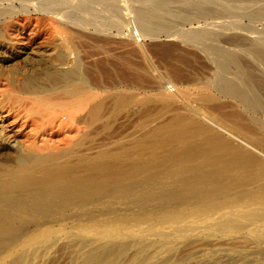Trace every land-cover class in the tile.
<instances>
[{
  "label": "rangeland",
  "instance_id": "obj_1",
  "mask_svg": "<svg viewBox=\"0 0 264 264\" xmlns=\"http://www.w3.org/2000/svg\"><path fill=\"white\" fill-rule=\"evenodd\" d=\"M80 1L82 0H0V11L4 10L3 12H5V14L2 15L3 17L0 16V93H5L2 97H4V99L6 100L7 105H10L14 108L13 110L16 113V116H13L12 112H10V110L6 108V106L4 108L2 107L3 109H0V111L1 113L3 111L6 112H3L2 114L6 115L7 120L12 124L14 129L13 131H17V138L21 143L20 145H24L23 148H27L29 146L34 148H41L40 146H43L45 148L47 147L48 149H52V151H58L62 153L64 152L63 148L68 147L69 151L71 150L72 152H74L72 156H66L69 159V167L72 166L76 170H79L80 167L85 169L83 171L75 173V177L73 179L77 177L82 178V175L85 177L87 173L92 172L91 174L94 173L93 175L97 177V179L101 182L102 180L104 182V179L105 182H109L110 179L113 178L114 174H118L119 172L121 173L123 172V170L124 174L130 179V181L135 178L138 179V175L140 174L141 170L142 174L140 175H145L142 176L141 179L142 181H145L147 174L149 176L150 171L153 173L155 171V169L153 168L158 165L159 168L161 167L164 170L163 171L161 169V171H159L160 169L156 167L158 168L157 171L161 173L171 170L173 167V170H181L176 174H195L196 172H199L200 169L210 167L206 163H208V161L213 157L216 158V156H218L217 158L228 159L230 156H235L236 153L240 158L245 157L244 159L246 161V165L249 163H258L264 173V133L260 131V126L264 127V114H262V112L264 113V108L257 102L255 104V106L257 107L253 110H250L239 100H236V98L224 96L223 94L218 92L216 86H213L216 84L218 78H223L224 76V78L233 80L236 85L240 84L238 85V87L242 86L240 89H242V91H244L246 95L248 94V97H253V93L250 94V92H253L251 87L248 86L247 82L237 71V68L234 65L232 66V68L231 65L224 64L222 60L223 58L219 55V53H215V48L220 50H223L225 48L235 49L238 50L240 54L246 55L248 58L242 59L243 61H241L240 59V63H245L243 64L245 66L249 63H252V66L254 67L249 66L251 64L247 66L251 67V70L254 69L252 74L255 75V78L257 77L256 73L254 72L256 71V69H261V71H264V66H262L263 64L260 62L262 64L261 65L259 61H256L253 57H251L253 46L251 41L249 42L248 39V37L250 36L253 39H256L261 44L263 43L264 45V11L261 10V8L264 7V0H200V3H197L198 0H84L83 6L86 5L84 8L82 5H80ZM85 2L87 4H85ZM81 6L84 10L80 9ZM197 6L201 8L203 7L205 8V10L208 9V14L207 12L205 14H201V11L199 13L198 11L201 8H197ZM150 8L154 9L156 14H158V19L165 21V25L158 26L155 31L156 33H153V36H151V34L149 36H143L138 28V22L134 18V12L138 10L145 11ZM165 9L167 10L165 11ZM256 11H260L261 13L256 15ZM241 14H243V16ZM93 20L95 21V23ZM124 44H126V46ZM134 44H136L137 46ZM209 47H211L214 52H212ZM250 48L251 51L249 50ZM249 52H251V54H248ZM213 57L215 58L213 59ZM244 60L248 62L246 63ZM252 61L257 63V67ZM222 63L224 66L222 65ZM217 65L222 67L218 68ZM217 74L221 77L217 76ZM29 81H31L32 84L29 83ZM26 83L31 84V88L32 90H34L33 94L30 92H25L24 89ZM68 86L76 88L79 95L89 97V103L86 109L77 107V105H69V103H71V99H74L75 97H72L66 93V88ZM9 93H13V95L19 94L22 96V98L29 97L30 100L32 98H35L36 94L46 95L51 99V102H63L62 105L68 104V108L73 107V109L71 112H61L59 120H61L62 123L60 124V126H58V129L54 128L52 131H50L51 128L49 122L51 119H49L48 112H45L44 110H35V113L31 112V115H29L30 113L24 112V107H26V110L34 107V105L27 107L28 103L32 105V102H30L29 99H27V104L26 102H23L24 104H21L20 101H13L8 97L7 94ZM26 94L29 96H27ZM261 95L258 94L259 98L264 101V95ZM118 96H122L125 100L124 104L121 106H115L116 102L114 101ZM207 97L210 98L208 99ZM96 103L101 104V110L98 119L95 121L83 119L85 111L87 110L89 105L91 106ZM218 103L220 106L218 105ZM196 104L198 105L195 108ZM181 105H183V107ZM195 109H199L197 111H200L201 113H198ZM211 110L213 111L211 112ZM42 111L45 113H42ZM189 111L193 113L196 112L194 113L197 114V116L195 115L196 117H198V115L200 114L201 115L199 117H203L202 113H205L204 117L207 120L209 119V116H214L215 120L214 118V121L212 119H209V124H207L205 121L203 122L201 118H195L194 114H191ZM234 111H236V113ZM182 112H184V114ZM237 114L240 118H238L239 121L238 119H235L237 118ZM233 115L236 116L233 117ZM243 117L246 120H244ZM177 120H179V122H177ZM211 121H213L214 126L213 124L211 125ZM246 121L249 122L247 123ZM171 122L172 125L170 124ZM215 122L219 125H217L218 128H216ZM203 123L204 125H202ZM162 124L164 125L163 130H161V126H163ZM232 125L233 127H231ZM212 126L214 127V129ZM239 126L242 128V130L241 128H239ZM252 126L254 128L255 126L256 128L258 127V130L262 133V142H259L261 136L260 138H257L259 137L257 135H261V133H258L257 135L252 134V132L257 133V129L255 128L256 130L253 131ZM176 128H178L179 130ZM195 128L198 129V131ZM46 130L49 131L47 132ZM160 130L161 132H159ZM210 130L213 134L211 136L208 132ZM249 130L250 132H252L250 133ZM168 131L170 133L172 132L174 135L171 133V136H169L170 133ZM224 131L227 133L225 134ZM142 132H145V134ZM43 133H45L44 135H46L47 138H44L41 135ZM142 134H144L145 136H141ZM204 134L205 136H201ZM146 135L148 137V140ZM230 135L232 136V138ZM219 136L222 137L219 138ZM215 137H217L218 139ZM223 137L224 139H222ZM233 137L238 139L234 140ZM179 138L181 139L180 141ZM169 140L171 142H169ZM222 140L227 141L222 143ZM207 141H209L211 145H209V142ZM107 142L109 143L106 144ZM110 142L112 143V145ZM125 142L127 144L130 143L131 145L128 144L129 147H126L124 145L126 144ZM167 142H169L170 145L167 144ZM186 142L188 144L191 143L193 146V149L190 151H193L200 157H198V155L196 156L193 152L190 154L189 151L188 153L181 149L182 143ZM230 142H232V144H230ZM140 143H142L143 146ZM146 143H149V145ZM219 143L221 144V146L219 145ZM233 143H235L236 146H234ZM104 144L105 146H102ZM122 144L123 146H121ZM133 144H135V147ZM173 144L175 145L172 146ZM195 144H199L198 146L201 147L199 148L198 146H196L197 148H194ZM222 144H225L224 146L227 148H225ZM145 145H148V147L146 148ZM124 146L125 148H123ZM137 146L140 147V150H137L139 149V147ZM218 146L222 150L218 148ZM169 147H171V149ZM114 148L121 149L114 150ZM205 148H207V150H205ZM217 148L219 150H217ZM112 149L114 152L112 151ZM145 149L147 152L143 154V150L145 151ZM163 149H165L166 152ZM198 149L200 151H198ZM202 149L206 151L204 153L205 155L201 154L203 153ZM243 149H245V151ZM121 150L123 151V153ZM152 150L155 152L153 153ZM182 150L184 156L180 157V154L182 155ZM194 150H197L198 153H196L197 151L195 152ZM214 150H217L216 153H214ZM138 151L139 154L137 153ZM156 152L159 154H156ZM249 152L250 155L248 158ZM104 153H106L107 155ZM128 153H132L133 155L130 154V156L132 157L128 156ZM172 153L173 155H176L173 156L172 159L180 157L181 161L179 158L178 160H171ZM177 153L179 154V156L177 155ZM147 154L148 158L146 157ZM163 154L166 157H169L168 162H166V159L168 158L163 156ZM188 154L192 155V157L194 155V159ZM210 154L212 156H209ZM227 154L229 155L227 156ZM241 154L243 157H241ZM187 155L191 158V162L189 161V158H187ZM150 156L151 158H149ZM202 156H204L205 158ZM71 157L73 160L71 159ZM163 157L166 159L164 160ZM185 158L186 161L184 160ZM187 159L190 163L187 161ZM205 159H207V161ZM126 160H129V162L133 161V163H129ZM174 160H177L173 162L175 165L171 163ZM194 160H196V162ZM71 161L73 162L71 163ZM89 162L91 163L89 164ZM169 162L171 163V165L169 167H166L170 164ZM98 163H100L101 165L103 164L104 166H101V168L99 167L100 164ZM112 163H115V165L113 166ZM135 163H139V165ZM155 163H157V165ZM83 164L84 166H82ZM95 164L98 165V167L94 168L95 170L91 169L87 171V167L89 165L96 166ZM123 164L125 165L123 166ZM154 164L156 166H154ZM185 164H187L186 167ZM140 165L143 169L138 168V166L140 167ZM149 165L153 167L148 168ZM130 166H133V170L132 167L130 168ZM103 167L107 169H103ZM128 167L129 170H127ZM218 167H220V164H218ZM254 167L258 168L257 166ZM100 169L104 170L105 172H101L102 170L100 171ZM229 170L228 171L231 173L232 167ZM103 174L107 175L108 177H105V175ZM100 175L102 178H100ZM157 191L161 192L159 189L155 188V192ZM228 199L234 200L235 197L233 196L226 199L223 198L221 200V203L225 204L227 201H229ZM161 204L162 199L151 202V204H149L146 208L147 214H154L156 212L155 210H157L156 208H158V206ZM182 204L184 207L187 206L186 213L188 215H194L199 211L200 204L194 199L190 198L189 200L188 198H185L184 201H182ZM163 210L165 214L171 211L178 210V207L175 205V203H173L172 205V202L166 201L165 203L163 200ZM17 212L12 215L14 223L11 224V226L13 228L18 227L17 229L23 232L20 237L21 241L25 243L28 242L32 246L52 244L53 246H51V251L56 253L54 256L53 264H60L61 262V264H71L75 260V258L79 256V254L81 255L86 250L95 246V244L93 245L92 242L83 243V241H91L89 238L86 237L85 239L83 237L81 239L85 240H81L76 236H71L70 233L61 234L55 232L50 236L49 239H47L48 241L43 239L41 240L40 238L34 241H30L28 236L29 231L38 230L40 228L56 230L58 224L50 223V225L48 224L49 226L46 225L41 227L38 223L32 221L31 217L26 216V214L21 213V211ZM251 224L252 222L247 221L246 219H238V226L241 225L240 227L244 229V232H236L231 239L227 237H221L219 235L210 236L201 233H192L185 238H172L169 244L166 245H159L158 243L150 244V242H153L155 239L152 241L145 240L141 243L142 245L144 244V246L146 245V247L142 249L143 253L140 250L136 252V255H131L133 253L132 251L135 250H133L134 248L128 247L125 253H123L119 257V259L124 260V264H129L131 262L139 263V260L140 264H264V242L256 240L248 233V229L250 228ZM69 226L70 225H67V227ZM26 230L28 232H26ZM222 230L223 232L229 233L233 229L231 225H225L223 226ZM23 235L25 237H23ZM234 239L243 240L246 242L245 247H243L244 250L243 248L235 249ZM189 240H191L193 244L197 243L195 247L193 246V249L189 246L191 245L192 247V243L188 245L190 249L187 247L186 242L189 243ZM202 240H204L205 245ZM62 241L72 242V247L74 248H70L68 250L63 249L61 251L59 250L58 256L57 250L59 249V243L57 242H60L61 245V243H63ZM199 242H202L204 246H202V243L200 245ZM248 243L250 244L251 248L250 246H248ZM172 245H174L175 247ZM179 245L181 247L179 248L180 250L178 249ZM196 246L198 247V249ZM229 246L232 247L233 250ZM184 247L186 248V250H184ZM227 247L230 249H228ZM196 249L198 252L196 251ZM147 250H149V252L152 251V254H150ZM190 250L193 253H191ZM180 252L182 253V255L179 254ZM128 253L130 255H128ZM137 253L139 254V256ZM184 253L186 254L184 255ZM56 256H58L59 258ZM123 256L124 258L125 256L128 257V259H123ZM164 256L168 257L164 258ZM137 257H139L140 259H137ZM160 258L162 262L160 261ZM166 258L169 260L167 261ZM176 258L180 260L178 261ZM231 260L235 261L232 262Z\"/></svg>",
  "mask_w": 264,
  "mask_h": 264
},
{
  "label": "bare ground",
  "instance_id": "obj_2",
  "mask_svg": "<svg viewBox=\"0 0 264 264\" xmlns=\"http://www.w3.org/2000/svg\"><path fill=\"white\" fill-rule=\"evenodd\" d=\"M82 1H80V5L83 6L84 0H82ZM85 1H87V0H85ZM81 2H82V4H81ZM197 3H200V0H198ZM85 4H87V3L85 2ZM82 6H81V8L80 7L79 8L82 9ZM85 6H83V8ZM197 8H201V7L197 6ZM141 9H143V8H141ZM82 10H84V9H82ZM166 10L167 9H165V11ZM187 10H188V8H187ZM195 10H198V9H195ZM207 10H205V8L202 7L201 9H199L198 12L200 13V11H201V14H205L207 12V14H208L209 11H207ZM261 10L264 11V7L261 8ZM3 11H0V16L5 14V12H3ZM260 13H261L260 11H256V15L260 14ZM241 15L243 16V14H241ZM134 16H135L134 18L138 22V26H139L138 28H139V30L143 36H147V35L149 36L150 34H151V36H153V33H156L155 31H156L158 26H164L165 25V21L158 19L159 18L158 14H156L154 9H152V8L145 10V11L138 10V11L134 12ZM109 17H111V16H109ZM185 17H187V16H185ZM121 18H123V17H121ZM162 18H163V16H162ZM90 20H92V19H90ZM94 23H95V21H94ZM96 27H98V26H96ZM201 30H203V29H201ZM249 37H248V39H249V42L251 41L253 49H252V54H251V52H249L248 54H251L252 55L251 57H253L256 61H259V63L261 62L263 65L261 63L260 64L262 66H264V45H263V43L261 44L256 39H253L252 37L249 38ZM241 38H243V37H241ZM260 39H262V38H260ZM153 40H154V38H153ZM260 41H262V40H260ZM124 45L126 46V44H124ZM134 45H136V44H134ZM209 48H210V50H212L211 47H209ZM215 50H216L215 53L216 54L219 53V55L223 58L222 60H223L224 64L231 65V67L234 65L237 68V71L241 74L243 79L247 82L248 86L251 87L253 92H250V94L253 93V97H248V94L246 95L245 92L242 91V89H240L242 86L238 87V85H240V84L236 85V83H234L233 80H231L229 78H224V76H223V78H218L217 81L214 80V81H216V84L213 86H216L218 92H220L224 96L236 98V100H239L242 104H244L250 110H253L254 108L257 107V106H255V104L257 102L264 108V101L261 100L258 96V94L264 95V71H261V69L259 70V69L255 68L256 71H254V72L256 73V76H257L255 78V75L252 74L254 69L251 70L252 69L251 67H254V66H252V63H249L251 65L247 64L251 67H248L247 65H246L247 66L246 67L245 65H243L245 63H240V59H241V61H243L242 59L248 58L246 55L240 54V52L238 50L230 49V48H225L223 50L215 48ZM249 50L251 51V48ZM212 52H214V51L212 50ZM138 54H140V53H138ZM214 58L215 57H213V59ZM252 62H254V61H252ZM256 64L257 63H255V65ZM220 65H221V63H220ZM222 65H223V63H222ZM220 67H222V66H218V68H220ZM256 67H257V65H256ZM221 70H223V69H221ZM229 70H231V69H229ZM263 70H264V68H263ZM230 73H231V71H230ZM217 76H220V75L217 74ZM29 83L32 84L31 81H29ZM29 83H26L25 89H24V87H23V89L25 90V92H27V93L30 92L33 94L34 90H32L31 84H29ZM240 83H241V81H240ZM243 88H244V86H243ZM21 90H22V88H21ZM66 93L72 97H75L74 99L73 98L71 99V103H69V105H77V107H81L82 109H86V107L89 103V97L79 95L78 90L76 88L69 87V86L66 88ZM246 93H247V91H246ZM4 94L0 93V109H3L6 106V108H8L10 110V112H12L13 116H16L15 115L16 113L13 110L14 108L10 105H7L6 100L4 99V97H2ZM7 95L13 101H20L21 104L23 102L24 103L26 102V104L28 103L27 99H29V97H27V98L23 97L22 98L21 95H19V94L13 95V93H9ZM34 95H33V97H34ZM121 95H122V92H121ZM27 96H29V95H27ZM24 98L26 101L24 100ZM126 98H127V96H126ZM29 101L32 102V105H30L28 103L29 106L27 105V107H30L33 105H34V107H31L29 109L27 108L28 110H26V107H24L25 108L24 112L30 113L29 115H31V112H34L35 110L36 111L44 110L45 112H48L49 119H51L49 122V125L51 128L50 131H52L54 128L58 129V126H60V124L62 123L61 120H59L61 112H64V111L71 112L73 109V107L68 108L69 107L68 104L62 105L63 102H60L61 104L59 102H56V103L51 102V99L49 97H47L46 95H37L36 94L35 98H32L31 100L29 99ZM206 101H207V99H206ZM211 101H212V99H211ZM114 102H116L115 106H117V105L121 106L124 104L125 100L122 96H118L115 98ZM237 103H238V101H237ZM230 104H233V103H230ZM197 105L198 104H196L195 108L197 107ZM218 105H219V103H218ZM181 106L183 107V105H181ZM208 106H209V104H208ZM228 106H230V105H228ZM177 107H179V106H177ZM206 108H205V110H206ZM222 109H223V107H222ZM100 110H101V104L100 103H96V104H93L91 106L89 105V107L85 111L83 119H86V120L88 119L90 121L97 120L99 117ZM195 110L197 111L199 109H195ZM115 111H116V109H115ZM171 111H174V110H171ZM212 111L213 110H211V112ZM229 111H231V110H229ZM45 112L42 111V113H45ZM234 112L236 113V111H234ZM2 113L0 111V155H1V158H0V264H53L54 263V256L56 253L51 251V246H53L52 244L43 245V246H40V245L39 246H34V245L32 246L28 242L25 243V242L21 241L20 237H21V234L23 232L21 230L17 229L18 227L13 228L11 226V224L14 223L13 222L14 219L12 218V215H14V213L17 211H21V213H24V214H26V216L31 217L32 218L31 220L34 221L35 223H38L41 227L46 226L48 224L50 225V223H57L58 224V227L56 230L46 229V228L41 229L40 228L38 230L29 231L28 236H29L30 241H34L38 238H40L41 240L42 239L47 240L50 238V236L53 233L57 232V233H61V234L70 233L71 236H76L80 239L83 237L86 239V237H87L91 241L87 240V241H83V243L92 242L93 245L95 244V246L86 250L81 255L79 254V256L77 258H75V260L71 264H124V262H123L124 260H122V259L120 260L119 257L123 253H125L126 249L128 247L134 248L133 250H135V251H132L133 253L131 255H134V254L136 255V252H138L140 250L142 252V249L146 247V245L144 246V244L143 245L141 244L145 240L152 241L155 239L153 242H150V244L158 243L159 245H166V244H169V242L172 238H185V237H188L189 235H191L192 233H201V234H206V235H210V236L219 235L221 237H227V238L231 239V238H233V236L236 232H242L244 230L240 227L241 225L238 226V219H246L247 221H251L252 224L250 225V228L248 229V233L251 236H253L256 240L264 242V173L261 170L258 163H256V164L249 163L246 165V161L244 159L245 157H243L242 154H241V157H243V158L238 157L239 155L237 153L235 154V156H230L228 159L227 158L226 159L225 158H217L218 156H216V158L213 157L212 159H210L208 161V163H206L210 167L200 169V171L196 172L195 174H188V173L176 174V173H178V171H181V170H176V169L173 170L174 169L172 167L173 165L171 166L172 167L171 170L166 169L168 171L161 173L159 171H161L162 168L161 167L159 168V165L156 166L157 163H155L156 165L154 164V166L158 167L160 170L157 171L158 168H156V167H154L153 169H155V171H157L159 173L155 172L154 170H153L154 172L152 173L150 170H148V171H150V173H149V176L147 174L145 181H142V179H141L142 176H145V175H140V174H142L141 170H140V174L136 173V174H139L138 175L139 178L138 179L137 178L132 179L133 181L132 180L130 181V179L128 177H126V175L124 174V170L121 173L118 170V172H119L118 174H114L115 172L111 173V174H114V176L112 179H110L109 182L108 181L105 182V179H104V182H103V180H102V182L99 181L97 179V177H95L93 175L94 173L91 174L92 173L91 171H90L91 173H87L86 174L87 176L85 175V177L81 174L82 178L79 175L80 178L77 177V178L73 179L75 177L74 176L75 173L85 170L82 167H80L79 170L78 169L76 170L72 166L69 167V165H68L69 159L66 156L70 157V156H72V154L74 152H72L71 150L69 151L68 147L63 148L64 152H62V153L58 152V151H52V149H48L47 147L45 148L43 146H40L41 148H36V147L34 148V147H30V146L27 148H23L24 145L21 146L20 145L21 143L19 142V140L17 138V131H13L14 129H13L12 124L10 123V121L7 120L6 115H3ZM4 113H6V112H4ZM182 113L184 114V112H182ZM190 113L192 114L193 112H190ZM194 113H196V112H194ZM202 114H203V117H199L201 114L198 115V117H196L197 114H194V116L196 115L195 118H201L203 120V122L205 121L207 124H209L208 123L209 119L213 120V118H214V116H212V115H211L212 117L206 116L209 118L207 120L204 117L205 113H202ZM214 114H215V112H214ZM218 114H217V116H218ZM257 114H258V112H257ZM262 114H264V113L262 112ZM208 115H209V113H208ZM26 116H24V117H26ZM189 116H191V115H189ZM235 116L233 115V117H235ZM238 118L239 117L237 114V118H235V119H238ZM239 119H238V121H239ZM163 120H166V119H163ZM173 120H174V118H173ZM194 120H196V119H194ZM214 120H215V118H214ZM244 120H246V119L244 118ZM213 121H211L210 123H211V125L213 124V126H214ZM13 122H15V121H13ZM172 122L170 123L171 125H172ZM177 122H179V120H177ZM246 122L248 123L249 121H246ZM173 124H175V123H173ZM215 124H216V122H215ZM219 124H222V123H219ZM202 125H204V123ZM217 125L218 124L215 125L216 128H218V126H219V125L218 126ZM224 126H228V125H224ZM259 126H260V124H259ZM191 127H193V126H191ZM231 127H233V125ZM161 128L160 129L163 130L164 125L161 126ZM165 128H166V126H165ZM167 128H169V127H167ZM239 128H241V127L239 126ZM243 128H245V127H243ZM252 128H253L252 129L253 131L257 129V133H254L251 131L252 134L257 135L258 133L260 134L261 132L264 133V127L260 126L261 132L258 130V127L256 128V126H255L256 129L253 126H252ZM176 129H178V128H176ZM187 129H188V127H187ZM190 129H193V128H190ZM213 129H214V127H213ZM236 129H237V127H236ZM246 129H249V128H246ZM161 130L159 132H161ZM196 130L198 131V129H196ZM200 130H201V128H200ZM241 130H242V128H241ZM250 130H251V128H250ZM250 130H249V132H250ZM169 131H170V129H169ZM174 131H175V129H174ZM243 131H245V130H243ZM208 132H209L210 136L213 135L211 130ZM142 133L145 134V132H142ZM152 133H153V131H152ZM171 133L169 134V136H171ZM222 133H223V131H222ZM226 133L227 132H225V134ZM262 133H261V135H257V136H259L257 138H260V136H261V139L259 140V142L260 141L262 142V138H263ZM44 134L45 133H43L41 135L44 138H47L46 135H44ZM144 134H142L141 136H143ZM30 135H32V134H30ZM256 135H254V136H256ZM151 136H153V135H151ZM155 136H157V135H155ZM201 136H205V134L201 135ZM146 137H147V135H146ZM220 137H222V136H219V138ZM155 138H157V137H155ZM215 138H217V137H215ZM231 138H232V136H231ZM231 138H230V141H231ZM162 139H164V138H162ZM222 139H224V137ZM227 139H229V138H227ZM237 139L234 138V140H237ZM135 140H136V137H135ZM147 140H148V137H147ZM180 140L181 139L179 138V141ZM251 140H252V138H251ZM37 141H39V140H37ZM63 141H64V139H63ZM179 141H177V142H179ZM226 141L227 140H225V141L222 140V143H224ZM59 142H60V140H59ZM169 142H171V141L169 140ZM169 142H167V144H169ZM207 142H209V141H207ZM240 142H242V141H240ZM108 143L109 142H107L106 144H108ZM144 143H145V141H144ZM149 143H150V141H149ZM149 143H146V144L149 145ZM227 143H229V142H227ZM123 144L121 146H123ZM126 144H124V145L127 147L128 144H130V143H128L127 145ZM140 144L142 145V143H140ZM196 144H195L194 148H197L196 146L199 145V144L198 145H196ZM230 144H232V142H230ZM233 144H234V146H236L235 143H233ZM111 145H112V143H111ZM133 145L135 147V144H133ZM148 145L147 146L145 145L146 148L148 147ZM174 145L175 144H173L172 146H174ZM209 145H211L210 142H209ZM219 145L221 146L220 143H219ZM102 146H105V144ZM106 146H108V145H106ZM125 146L123 148H125ZM181 146H182L181 149H183L184 151H186V152L189 151L190 154L193 152V151H190L193 149V146L191 143L190 144H188L187 142L182 143ZM137 147H139V146H137ZM232 147H233V145H232ZM156 148H157V146H156ZM169 148L171 149V147H169ZM213 148H214V146H213ZM218 148H220V147L218 146ZM218 148H217V150H219ZM225 148H227V147H225ZM117 149H121V148H116V149L114 148V150H117ZM100 150H101V148H100ZM137 150H140V147ZM163 150L166 152L165 149H163ZM172 150H175V149H172ZM183 150H182V155L180 154V157L184 156ZM202 150H201V152H202ZM205 150H207V148H205ZM205 150H203V153H201V154H204L206 152ZM243 150L245 151V149H243ZM112 151H113V149H112ZM198 151H200V150L198 149ZM198 151L196 153H198ZM216 151L214 153H216ZM235 151H234V153H235ZM263 151H264V149H263ZM143 152H144L143 154H145V152H147L146 149H145V151L143 150ZM154 152L155 151H153V153ZM157 152H159V151H157ZM157 152H156V154H159ZM107 153H108V151H107ZM122 153H123V151H122ZM137 153L139 154V151ZM167 153H170V152H167ZM178 153H177V155L179 156ZM227 153H228V151H227ZM104 154H106V153H104ZM130 154L133 155L132 153H130ZM130 154L128 153V156H130ZM211 154L209 156H212ZM84 155H85V153H84ZM98 155H100V154H98ZM125 155H127V154H125ZM188 155H187V158H189V161H190L191 158L188 157ZM195 155L197 156L198 154H195ZM228 155L229 154H227V156ZM249 155H250V152L248 153V158H249ZM147 156H148V154L146 155V157ZM163 156H165V155L163 154ZM173 156H176V155L175 154L173 155V153H172L171 160H173V159L178 160V158H179L181 161L180 157L172 159ZM189 156L192 157V155H189ZM119 157H121V156H119ZM130 157H132V156H130ZM158 157H159V155H158ZM193 157H194V155H193ZM198 157H200V156L198 155ZM202 157H204V156H202ZM251 157H252V154H251ZM149 158H151V156ZM166 158H168V159H166ZM166 158H164V160L166 159L167 160L166 162H168L169 157H166ZM71 159H72V157H71ZM144 160H146V159H144ZM159 160H160V158H159ZM177 160H174L171 163H173ZM184 160L186 161V158ZM205 160L207 161V159H205ZM94 161H96V160H94ZM147 161H148V159H147ZM187 161H188V159H187ZM194 161L196 162V160H194ZM72 162L73 161H71V163ZM75 162H76V160H75ZM104 162H105V160H104ZM127 162H129V160ZM256 162H257V160H256ZM90 163L91 162H89V164ZM123 163H125V162H123ZM129 163H133V161H131ZM129 163H126V164H129ZM171 163L166 167H169L171 165ZM75 164H80V163H75ZM98 164H100V163H98ZM135 164L139 165V163H135ZM144 164H148V163H144ZM218 164H220V167H218ZM112 165L114 166L115 163L114 164L112 163ZM124 165L125 164H123V166ZM186 165L187 164H185V167H186ZM82 166H84V164ZM101 166H104V165L100 164L99 167H101ZM254 166H257L258 168H255ZM86 167H87V165H86ZM96 167H98V165H96V166H90L89 165L87 167V171L94 169ZM131 167L133 170V166H130V168ZM136 167H137V165H136ZM149 167L152 168L153 166L151 167L149 165L148 168ZM206 167H207V165H206ZM231 167H232V170L230 173L229 169ZM138 168H141V165H140V167L138 166ZM103 169H107V168L103 167ZM141 169H143V168H141ZM101 170L102 169H100V171ZM127 170H129V167ZM103 171L104 170H102L101 172H103ZM125 171H126V167H125ZM116 173H117V171H116ZM103 175H105V174H103ZM129 175H127V176H129ZM106 176L107 175H105V177ZM109 176H111V175H109ZM175 176H178V177H175ZM100 178H102L101 175H100ZM155 188L159 189L162 193L158 192V191H157L158 193L155 192ZM233 196L235 197L234 200L228 199L229 201H227L225 204L221 203V200L223 198L226 199V198H230ZM185 198H188L189 200H190V198L194 199L196 202H198L200 204L198 213H196L194 215H188L186 213L187 206L184 207L182 204V201H184ZM160 199H162V204L159 205L158 208H156V206H155V208L157 209V210H155L156 212L154 214H147L146 208L148 207V205L151 204V202H153L155 200H160ZM163 200L165 203H166V201L172 202V205H173V203H175V205L178 207L179 211L176 210V211H171L169 213L164 214ZM153 212H154V210H153ZM23 222H24V220H23ZM67 225H70V226L67 227ZM225 225H231L233 230L230 231L229 233L223 232L222 229H223V226H225ZM26 232H28V231L26 230ZM23 237H25V236L23 235ZM85 239H81V240H85ZM240 239H241V237H240ZM187 240H188V238H187ZM243 240H235L234 241L235 249L245 247L246 242ZM202 241L205 245L204 240H202ZM228 241H229V239H228ZM249 241H251V240H249ZM57 243H59V246H58L59 249L57 250L58 256H59V250L61 251L63 249L68 250L70 248H74V247H72L73 244L70 241H68V242L65 241V242L61 243V245H60V242H57ZM190 243H192L191 240H189V243L186 242L187 247ZM201 243H200V245H201ZM203 243H202V246H204ZM226 243H225V245H226ZM196 244L197 243H195V244L192 243V247H191V245H189V246H190V248L193 249ZM137 245H139V246H137ZM172 246H174V245H172ZM248 246H250V244ZM169 248H170V246H169ZM179 248H181L180 245H179L178 249ZM230 248L232 249V247H230ZM230 248H228V249H230ZM246 248H247V246H246ZM250 248H251V246H250ZM197 249H198V247H197ZM197 249H196V251H197ZM253 249H254V247H253ZM184 250H186V248ZM243 250H244V248H243ZM147 251L149 252V250H147ZM196 251H194V252H196ZM263 251H264V249H263ZM151 252H149V253L152 254ZM183 252H185V251H183ZM188 253H190V252H188ZM191 253H193V252L191 251ZM179 254L182 255L181 252ZM185 254L186 253H184V255ZM128 255H130V254L128 253ZM58 256H56V257H58ZM138 256H139V254H138ZM165 257H168V256H164V258ZM169 257H170V255H169ZM122 258L128 259V257H126V256H125V258H124V256ZM135 258H136V256H135ZM138 258L139 257H137V259ZM177 258H178V256H177ZM180 258H181V256H180ZM170 259H172V258H170ZM166 260L168 261L169 259L166 258ZM160 261H161V258H160ZM231 261H230V263H231ZM234 261H232V262H234ZM129 264H140V260H139V263L131 262Z\"/></svg>",
  "mask_w": 264,
  "mask_h": 264
}]
</instances>
